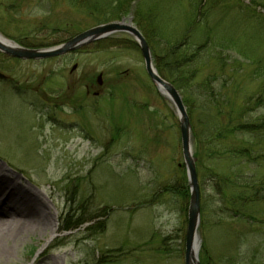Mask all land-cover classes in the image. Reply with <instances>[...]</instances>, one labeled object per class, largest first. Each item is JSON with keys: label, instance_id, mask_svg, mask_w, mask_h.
<instances>
[{"label": "rangeland", "instance_id": "374dc122", "mask_svg": "<svg viewBox=\"0 0 264 264\" xmlns=\"http://www.w3.org/2000/svg\"><path fill=\"white\" fill-rule=\"evenodd\" d=\"M105 1L98 0L101 5ZM136 2L144 8L153 3L165 7L162 16L172 28V22L178 26L188 18L197 1ZM134 4L129 3L122 18L131 14L139 30ZM205 12L201 21L207 32L235 44L234 49L228 45V55L235 57V49L245 48L258 61L234 65L238 72L229 77L223 96L230 103L227 110L236 113L243 106L242 95L259 93L264 99L263 78L253 75L264 64V11L254 14L246 2L226 1ZM104 15L71 0H0V35L23 48L48 49L109 23ZM249 37L250 42L242 39ZM73 65L77 69L70 74ZM226 71L222 76L230 73ZM0 74V166L49 210L47 221L11 242L0 264H184L189 186L178 119L147 77L134 39L117 33L50 60H14L0 54ZM98 75L100 87L95 84ZM91 81L97 96H87L82 87ZM198 89L191 82L185 90L189 103L183 104L190 111L199 189V264H264V204L243 209L260 223L237 218L235 210L227 211L222 221L201 215V196L209 199L210 211L215 209L214 193L207 187L210 168L226 172L234 163L208 159L220 156L222 146L214 148L211 127L203 124L202 101L217 96ZM253 110L249 104L246 111ZM226 139L237 144L230 135ZM184 180L187 201L178 194L160 195L164 186L180 189ZM82 211L102 215L97 220L102 225L89 230L87 223L65 231L77 216L84 218Z\"/></svg>", "mask_w": 264, "mask_h": 264}, {"label": "trees", "instance_id": "16d2710c", "mask_svg": "<svg viewBox=\"0 0 264 264\" xmlns=\"http://www.w3.org/2000/svg\"><path fill=\"white\" fill-rule=\"evenodd\" d=\"M195 1L197 2L191 6L188 18L183 19L181 23H178V26H175L177 21L172 22L174 27L169 28L166 27L162 16L165 13V7L160 8L157 3L144 8L136 0H106L102 2L104 5H101L98 0H71L72 4H78L81 8L83 6L93 14L94 12L98 14L105 12L104 16L107 17L104 22L121 19L128 12L129 3L135 2L136 10L133 17L139 30L145 35L153 64L161 77L171 82L179 92L181 91L183 103L185 105L189 103L185 90L193 81L198 85L199 92L215 93L217 99H207L204 103L202 101L203 124L211 127L210 133L214 148H218L220 145L222 147L217 151L220 156L208 155V159L215 164L226 162L229 165L233 162L234 168L226 169V172H219L216 167L210 168L211 174L207 175V187H209V192L214 193L215 209L210 211L208 209L210 207L209 199L201 196V215L204 220L216 216L218 220L222 221L227 216V211L230 214L235 210L239 213L236 214L237 218H247L260 223L253 217L245 215L243 209L255 204H264V99L260 97L259 93L249 95L250 97H245L246 94H244L241 98V101L244 102L243 106L239 107L240 111L233 113L227 110L230 103L228 104L223 96L229 87V77L238 72L235 70V63L248 60L257 64L258 61L255 62L245 48L235 49V57L228 55V45L231 44L234 49L235 44L228 37L216 39L210 35V31L207 32L206 24L202 23L201 18L203 19L205 11L209 12L215 5L223 4L226 1L227 3L237 2L241 5L246 2L247 8H250L252 13L259 14V10L264 11V0ZM250 38L242 39L250 42L253 40ZM204 68H208L209 73L198 82V77H203ZM225 70L230 73L222 76ZM253 75L262 77L264 85V64H258ZM262 92L264 93V91ZM249 104H253V107L256 108L253 111L256 112L246 111ZM187 112L190 113L189 110ZM203 124L202 126L205 127ZM229 135L237 139V144L227 142L226 138ZM183 184L180 189L170 184L164 186L160 195L178 194L179 197L187 201L188 190L185 180ZM203 184L206 185V182ZM82 212L84 218L82 215L77 216L73 223L64 226L65 231L78 229L87 223H91L89 230L102 225L97 221L102 215L89 213L87 215L85 211ZM261 224L264 225V223Z\"/></svg>", "mask_w": 264, "mask_h": 264}, {"label": "water", "instance_id": "95a60500", "mask_svg": "<svg viewBox=\"0 0 264 264\" xmlns=\"http://www.w3.org/2000/svg\"><path fill=\"white\" fill-rule=\"evenodd\" d=\"M117 33H124L134 39L140 51L147 77L154 85L157 93L167 100L175 109L179 124L182 157L186 169L187 184L189 186V203L184 242V264H199V241L197 237L199 225V189L195 170V159L192 156L191 150V127L189 118L179 92L157 73L153 65L150 48L143 35L132 24L131 14L119 21L100 24L85 30L65 43L48 49L23 48L0 35V53L24 61H41L65 55L92 42ZM72 69H75V66H73ZM2 77L3 76L0 74V78ZM96 82L98 85H101V75L97 76Z\"/></svg>", "mask_w": 264, "mask_h": 264}, {"label": "bare ground", "instance_id": "6f19581e", "mask_svg": "<svg viewBox=\"0 0 264 264\" xmlns=\"http://www.w3.org/2000/svg\"><path fill=\"white\" fill-rule=\"evenodd\" d=\"M3 169L0 166V255L7 254L26 229L49 218L48 208L28 189L15 185L17 178Z\"/></svg>", "mask_w": 264, "mask_h": 264}, {"label": "flooded vegetation", "instance_id": "af4514ba", "mask_svg": "<svg viewBox=\"0 0 264 264\" xmlns=\"http://www.w3.org/2000/svg\"><path fill=\"white\" fill-rule=\"evenodd\" d=\"M77 69V65H75V69H70L69 73H73L75 70ZM95 84L97 87H100L101 85H98L97 82L95 81ZM102 84V83H101ZM84 91H85V94L88 96V95H93V96H97L98 95V92L96 91V87L94 85V83L91 81L90 82V86L86 85V86H82Z\"/></svg>", "mask_w": 264, "mask_h": 264}]
</instances>
